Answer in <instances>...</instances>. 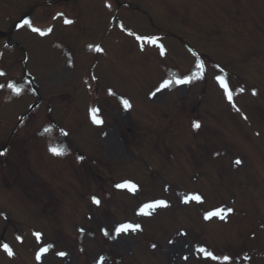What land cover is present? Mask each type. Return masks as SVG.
Masks as SVG:
<instances>
[{
	"label": "rangeland",
	"instance_id": "rangeland-1",
	"mask_svg": "<svg viewBox=\"0 0 264 264\" xmlns=\"http://www.w3.org/2000/svg\"><path fill=\"white\" fill-rule=\"evenodd\" d=\"M117 1V6L121 4L128 8L121 9L115 19L119 23L114 26L111 23L113 12L102 7L107 4L105 0H0V46L4 40L7 44L4 48L0 47V52L9 66L15 65L14 70L19 65V58L16 60L19 50L24 48L28 51L30 65L34 68L32 72L41 91L33 97L29 85L24 83L20 86L22 93L24 91L23 97L16 91L13 94L10 90L0 93V146L9 144L7 153L0 156V212L7 215L6 219L0 214V264H37L32 259L33 251L27 241L30 239L31 242L32 236L29 238V235L34 230H40L45 241L55 243L56 248L49 249L51 251L43 259V264H109V250L127 254L135 260L130 264H214L209 259L198 260L194 256L199 249L195 246L199 242L194 238L199 233L189 229L187 240L180 228L174 226V231L179 230L175 233L163 228H168L174 219L195 218L192 215L194 209H187L192 213L188 214L183 208L171 205L169 211L160 210V214L156 215L157 212L148 220L139 209L159 197L172 199L180 206L179 199L183 201L187 194H175L172 188L182 191L186 187L201 189V185L208 188L215 181L225 183L226 178H220L219 169L226 158L241 153L243 146H247H242L240 139L260 152L257 158L264 155V143L256 141L255 134L249 130L253 121L264 124V96L258 98L259 102L250 99V103H245L248 123L252 120L248 124L229 112L216 88L217 76L222 75L219 74L222 71L206 70L205 79L197 85L177 83L189 70L191 75L194 71L199 74L206 69L203 66L201 71L194 63L195 57L187 53L180 42L184 40L195 47L196 53L207 54L219 61L224 71L247 78L249 84L255 85L259 93L264 94V89L260 87L261 79L259 84L252 80L255 79L256 61L264 56V0ZM29 11L33 19L43 21L40 23L48 22L52 12L61 11L75 25L69 27V23L60 25L57 21L53 34L25 33L23 36V30H14L9 14L17 19ZM145 32L164 34L168 46L164 57L159 59L160 51L154 47H146L141 53L136 47L134 51H129L128 41L137 42V37L143 38ZM99 41L110 57L99 55L100 61L93 64L94 57L87 61V55L79 50L85 44ZM252 52L257 53V60L251 58ZM186 54L190 56L188 64L170 59L172 55L185 59ZM73 55L86 74L80 73L78 62L72 69L76 72L74 76H71L72 70L66 71L64 60ZM6 66V63H0L3 70ZM14 73L10 71L5 78L13 77ZM82 74L85 75L83 85L92 80L89 87H100L97 97L99 107H93L104 115L107 124L97 129L93 128L86 115V108L92 99L88 95L92 93L87 94L83 87L82 90L74 87ZM262 75L264 83V71L261 74L257 69V79ZM5 78L0 82L7 81ZM159 80L170 81L168 87L173 86L175 91L159 88ZM234 80H240V77L234 76ZM8 86L4 83L2 89L6 90ZM102 88L114 91L116 96L127 100L130 107L126 108L122 99L111 98L110 92L101 96ZM241 96L246 102L248 95ZM38 98L43 101L35 109L34 120L26 118L16 133L18 135L9 140L11 123L16 124L18 115L26 114L30 103ZM3 101L6 103L2 105ZM48 106L51 111L46 112L48 117H45L44 111ZM240 107L245 111L241 104ZM48 118L55 124L49 125ZM230 118H238V121ZM192 119H199L202 126L194 128L192 124L194 129L191 130ZM10 120L12 122L8 123ZM54 129L58 130L55 133L58 141L63 134L64 141L73 142L74 147L82 151L80 155H83L84 161L75 163L72 150L76 148L71 149L66 157L51 151L53 148L60 149L58 141L51 139L52 134L57 132ZM249 149L247 152L251 153ZM212 153L217 157L212 158ZM254 160L256 158L248 155L245 167L254 170V165H257H253ZM259 163L264 168V157ZM196 171L201 175L196 176L197 181L193 182ZM245 172L264 176L258 166L255 171ZM1 174L5 179L3 182ZM241 178L245 182L255 179L253 174H243ZM122 179L136 181L140 184V191L133 194L110 193L107 200L102 199L101 205L93 209L90 207L88 213L91 218L87 216L85 207L91 204L92 197L102 198V190L106 193L109 185ZM224 183L219 184L229 185L231 190L236 188L247 197L245 200L238 198L237 203L252 201L254 214H258L264 222V181L255 186L262 193L258 189L250 192L246 183L244 186L232 179ZM251 184L255 185V182ZM143 190L150 194L144 197ZM207 192L213 197L209 199V194L205 192L207 202H212L218 195L222 204L231 206L227 201L226 188L210 186ZM110 206L112 208L109 209ZM127 220L140 227L134 230L135 233L117 234V224ZM234 222L227 226L217 222L210 224L207 230L209 241H206L218 242L228 237L235 239L236 227L240 225ZM79 225L84 226V230L76 233L74 241L69 237L76 236L74 233ZM190 225L195 229L192 222ZM19 234H22L20 244L17 239ZM244 236L245 233L238 239L243 240ZM258 237L256 243L264 246V235L259 233ZM3 241H8L14 248V256L6 255L7 252L2 250ZM57 248L65 255L58 258L53 253ZM80 248L83 256H80ZM222 260L221 264H238L233 260L228 263ZM250 264L257 263L251 259Z\"/></svg>",
	"mask_w": 264,
	"mask_h": 264
},
{
	"label": "snow or ice",
	"instance_id": "snow-or-ice-1",
	"mask_svg": "<svg viewBox=\"0 0 264 264\" xmlns=\"http://www.w3.org/2000/svg\"><path fill=\"white\" fill-rule=\"evenodd\" d=\"M65 23H71V21L65 20ZM22 24H24V25H28V26H31L30 21H29L28 19H24V20L22 21ZM32 30H33V31H36V32H39L41 35H44V32L41 31V30L38 29V28H33ZM137 39H146V40H148L149 42H155V40H156L157 38H156V37H143V38H142V37H137ZM198 67H199V68L201 69V71H202V70H203V63L200 62V63L198 64ZM193 78H196L194 74H193L192 76L185 77L183 80H178L177 83H188V82H190V80L193 79ZM217 80L220 81L222 87L225 89V92H226V94H227V96H228V99L231 100V99H232V92H231V90L228 88V85H227V83L225 82V80L223 79V77L218 76V77H217ZM170 83H171L170 81H164V83L161 85V88L167 87ZM10 87H13L14 90H15L17 93H19L20 90H19L18 88H15L13 85H10ZM159 90H160V89L158 88L157 91H159ZM240 91H243V89H240ZM154 94H155V93H153V95H154ZM123 103H124V105H125L126 108H127V107H130V105H129V103H128L127 100H123ZM91 111H92V113L94 114V115H93V120H94V122H95V123H101L102 121L99 120V119H97V118H96V115H95V114L98 112V109L93 108ZM193 127H194V128H199V127H200L199 122H198V121H194V122H193ZM51 151H53L54 154H57V155H62V154H63V152H62L61 149L53 148V149H51ZM0 154H3V153H0ZM236 163L239 164L240 161L237 160ZM116 186H117V187H121V188H128V189L131 190V191H135V190H136V185L133 184V183H131V182H124V183H122V184H118V185H116ZM188 200H196V201H200V200H201V197H200L199 195L189 196V197H186V198H185V201H184V202L187 203ZM93 201H94L95 203L99 204V200H98L96 197H93ZM157 206H167V202L164 201V200H155V201H153V202H149V203L144 204V205L139 209V211H140V213H142V214L148 215V214H150V213H149L147 210H148V209H153V208H155V207H157ZM231 211H232V209H230V208L227 209V210L217 209V210H215V211H212V212H208V213H206L205 218L208 219V218H210V217H212V216H220L221 218H223L222 213H225V214H226V212H231ZM139 227H140V225H138V224H137V225H132V224H129V223H123V224L118 225V226L115 228V231H116L117 234H119V233H121V232H127L129 229H132V230L138 229ZM105 234H106V235L108 234L107 231H105ZM34 235H36L37 239H39L41 234H40V233H34ZM17 239H20V238L17 237ZM2 247H3L4 251H6V252L8 253V255H10V256L13 255L12 249H11L6 243L3 244ZM51 247H52L51 244L47 245L46 247H42V248L39 250V252L37 253V259H40V255L43 254V253H45V252H47L48 249L51 248ZM198 251H200L201 253H203L204 256H205L206 258H211L212 260H220V259H223L224 261H228V260L230 259V257H229V256H226V255L223 256V257H221V256H217V255H214L211 251H208L207 249H205V248H203V247L199 248ZM57 254L60 255V256L65 255V253H63V252H60V253H57ZM101 259H103V258H101Z\"/></svg>",
	"mask_w": 264,
	"mask_h": 264
}]
</instances>
